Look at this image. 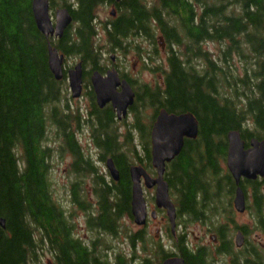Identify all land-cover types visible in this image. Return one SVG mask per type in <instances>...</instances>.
Segmentation results:
<instances>
[{"label":"trees","instance_id":"trees-1","mask_svg":"<svg viewBox=\"0 0 264 264\" xmlns=\"http://www.w3.org/2000/svg\"><path fill=\"white\" fill-rule=\"evenodd\" d=\"M101 1L67 2L64 7L74 5L72 24L62 40H47L37 27L33 0H0V219L5 220V228L0 226V264H42L46 247L54 264H111L105 250L109 242L102 235L116 239L125 219L133 220L129 167L142 161L132 146L134 137L129 131L123 151L117 150L120 142L114 136L92 138L95 149L101 150V161L114 156L121 168L120 183L107 181L80 146L74 128L79 116L63 104L68 97L67 79L65 75L57 80L52 73L49 45L65 60L76 59L88 67L101 65L100 49L121 54L125 78L137 94L133 128L144 139L149 172H155L153 119L143 124L144 111L196 117L197 139H186L180 156L166 169L170 194L184 225H203L206 217L221 219L219 209L232 207L236 185L225 166L228 134L239 131L247 146L253 139H264V0H125V17L103 31L95 24ZM51 4L54 10L57 6L53 0ZM100 32L104 47H99ZM130 56L145 72L160 76L154 85L143 84L140 75L133 74ZM97 114L101 129L108 131L110 116ZM51 127L60 143L57 151L72 157L70 215L51 192ZM117 153L123 155L118 159ZM86 180L91 181L89 193ZM241 186L253 191L252 209H264V182L244 181ZM75 211L87 218L88 231L95 236L90 239L92 247L74 234ZM257 229L264 235V221ZM95 239L107 245L98 246ZM130 240L135 248L144 237ZM246 249L236 264H264L263 246L249 244ZM181 250L188 264H211L203 250L195 254L185 244ZM154 251L156 258L160 256L156 245ZM224 252L231 255L232 250ZM120 258L116 264L127 263Z\"/></svg>","mask_w":264,"mask_h":264},{"label":"water","instance_id":"water-1","mask_svg":"<svg viewBox=\"0 0 264 264\" xmlns=\"http://www.w3.org/2000/svg\"><path fill=\"white\" fill-rule=\"evenodd\" d=\"M34 18L39 31L47 40L50 37L62 38L65 30L72 24L73 18L68 9H61L56 12L55 24H53L49 12V0H33L32 2ZM49 67L57 80L64 77V55H60L58 50L49 45ZM68 81L72 98L77 99L82 94V63H79L74 69L68 71ZM97 101L100 106L109 102L116 104L122 102L125 95V115L129 107L134 104L135 94L127 81L123 83L125 94L121 97L114 95L111 89V82H119L117 73H109L107 78L100 74H95L92 78ZM116 84V83H114ZM119 83L117 84V86ZM114 87V86H112ZM121 99V100H120ZM117 102V103H116ZM121 104V103H120ZM199 134V125L196 117L191 114H169L162 110L153 124L151 132L152 144V165L157 171V178H152L141 166H133L130 171L132 180V216L138 226L145 225L147 219V203L144 196V187L148 190L155 188V203L157 208L167 211L170 223L173 228L176 226V207L170 196V188L165 181V172L167 165L180 156L183 151L186 139H197ZM228 156L227 168L236 182L235 208L240 213L246 210L245 194L239 187L243 179L257 180L258 177H264V139H253L246 148V142L243 140L239 131H232L228 134ZM108 168L113 177L118 180L112 160L108 161ZM144 179V187L142 184ZM0 226L5 228V220L0 219ZM237 246L242 247L244 239L241 233L237 236ZM164 264H185L180 258L167 260Z\"/></svg>","mask_w":264,"mask_h":264},{"label":"flooded vegetation","instance_id":"flooded-vegetation-1","mask_svg":"<svg viewBox=\"0 0 264 264\" xmlns=\"http://www.w3.org/2000/svg\"><path fill=\"white\" fill-rule=\"evenodd\" d=\"M51 2H52V0H49V6H50L49 11H50L51 17L53 18V16H52L53 8H52ZM64 2H66V1H64ZM66 4L67 3H65L64 5H66ZM102 7L103 8L110 7L112 9L111 16H110V18H107L106 21H103L99 17V14L97 13V11L99 9H101ZM64 8L68 9L71 16H72V10L74 8L73 2L71 3L70 8L62 7V8L57 9L54 12V22H55L56 12L58 10H61ZM123 9H125V0H102L101 3L98 4V7L96 9L95 24H96L97 30L101 29L103 31L104 27H107L108 25H113L121 17H125V14H124V16L122 14ZM101 33H103V32H100V34H98V35L102 36ZM62 38L61 39L59 38V40H62ZM123 49H124V53H125V43H124ZM102 50L103 49L99 50L100 51L99 54L102 53L103 55L101 54V56L106 55V53L102 52ZM119 55H121V54L117 51L112 52V55L110 56V61L112 62V65L104 64L105 60L103 58H101V60L99 61V63L101 65L98 67H96V66L88 67V66H85L83 64V62L79 61L78 64L82 63V94H81L80 98H78V99L72 98V100L74 102L76 101L79 103L86 95L90 96L89 97L90 104H88L89 110L87 111L88 115L86 117L82 116L80 114L78 115L80 122H79V124L76 123L74 125V127H76L75 130H77V132H79V131H84V129H89L91 136H94V137L96 134L97 135L101 134L102 136H114V137L118 138V141L120 142L119 143L120 145L117 144L118 145L117 150L119 149V150L123 151V150H125V121L129 117V113L130 114L133 113V108H134L135 102L137 100V94L132 88V90L135 94L134 104L128 108L127 113L125 115V106L123 104V103H125V95H124L125 94V88H123V83L125 81H127V79L125 78V64L120 65L117 62V59H120ZM78 64H76V66ZM76 66H74L73 68H71V67L68 68L65 65L64 75H66V77L68 78V75H67L68 71L74 69ZM109 73H117V76L119 79V82H111L110 84H111V89L114 90V95H116L117 97H121L124 95L122 97V102H120L121 104L120 103L117 104L120 107L116 106V104H114L113 102H109L103 106H100L98 101H97V94L95 91V87H94V83L92 81V78L95 74H100L103 78H107ZM114 83H116V84H114ZM118 83H119V85L117 86ZM112 86H114V87H112ZM97 113H107L110 116V118H111L110 120L112 122V125H110L111 127L108 131L101 129L102 124H101V121L99 120L100 116ZM78 127H79V129H78ZM151 146H152V144H151ZM246 148L248 149L249 145L248 146L246 145ZM93 149H95L94 146H93ZM98 152H99V155H98L99 156V162H102L101 156H100L101 150H99ZM122 155H123L122 153H119V154L117 153V158L119 159ZM109 160H112L113 165H114L116 171L118 172V177H119L118 180L113 177L111 171L108 168V161ZM103 162H105V166L107 168V174L105 175L106 180L111 182V183H117V184L120 183L121 178H122L121 177L122 171H121L120 166L118 165L119 163L114 158V156L107 157L105 160H103ZM133 166H141L147 171V169H146L147 168V162H146V166H142V165L130 166L129 167V173H130L131 168ZM152 167H153V165H152ZM152 170L155 172L147 171V173L152 178L156 179L157 178V171L154 169V167ZM167 174L168 173H166V175H165V181H167L166 180ZM258 180L260 182H264V177L258 178L257 180H252V181L243 179L241 181L239 187L243 190V188L241 186L242 182H244V181L254 182V181H258ZM142 183L144 185V179L143 178H142ZM235 185H236V182H235ZM237 189H238V186L236 185L235 193H234V196H233L232 201H231L232 207L229 209H219V212H220V214L223 215V217L221 219L219 218L218 220H216L213 217H206L204 219V224L202 225L203 228H208L207 235L211 234V242L210 243L212 244V246L217 247L216 251H215V253L217 255H224L225 248H229L232 250V252H229L231 255H226V256H229L231 258L230 264H236L238 255H240V253L246 251L247 250L246 247L250 244L249 242L246 241V237L250 233V229H249L250 227L238 225L236 223L235 216L246 214V213L250 212L251 216L254 220V226L252 228H261L262 222L264 221V209L263 208H261V209H257V208L254 209L253 208L252 209V206L255 204L256 199H255V196H254L251 188H247L245 191L243 190V192L245 194V201H246L245 212L240 213L239 211H237V209L235 208V198H236V190ZM151 190L155 191V188H153ZM263 196H264V194H263ZM176 215H177L176 216V226H175V228H173L171 223H170V219L167 215V211H165L164 209L157 208L156 203H155L154 209H153V207L150 208L147 205L146 223H145V225H142V226L137 225L139 228H141L139 230V232H137V234H139V236L141 235V236L145 237L147 229L152 228V226H151L152 223H158L156 225V228H159L157 233H164L163 239L166 241V244L165 243H158L156 245V249H158V253L160 255L159 256V264H164L165 261L173 260L176 258H180L184 261L185 264H188V262L186 261V259L183 256L184 251L181 250V248L184 244L187 245L188 251L191 250L195 254H197L198 252L203 250V252L205 253L204 256H207L211 260V264H216L217 261L215 260V253L210 251V249H212L211 247L202 244V246L199 248L198 247L192 248L187 241L186 234L183 233V234L179 235L178 229L181 226L186 228V225L183 226L182 224L178 223L181 220V217L179 216L180 211H178L177 209H176ZM159 219H161V220H159ZM184 221H185V219H183V222ZM213 228H216V229H213ZM82 232L85 233L84 230H81V229L77 230V228H75L74 234L76 237H79L80 241H82V243L86 244V246L92 247L93 241H91L90 239L87 238L86 233H85L86 237H81L80 234ZM87 232H88V230H87ZM234 232H235V237H234L235 240L233 241L231 238V234ZM239 233L242 234L243 239H244V243H243L242 247H238L237 242H236L237 236ZM120 234H121V232L118 233V235H120ZM262 236H264V235H262ZM102 237H103V239L105 238V240L107 242H109L110 240H113V237H110L108 235L107 236L102 235ZM103 239H95L98 246L105 243V242H103ZM105 244L107 245V243H105ZM122 244H125V238L122 240ZM106 253L108 255V253H109L108 249H106ZM120 257H123L125 259L124 252L115 256V260H114L113 264H116L115 261H119L121 259ZM107 258H108V261L111 260L109 258V256ZM142 264H145V261L142 262Z\"/></svg>","mask_w":264,"mask_h":264},{"label":"rangeland","instance_id":"rangeland-1","mask_svg":"<svg viewBox=\"0 0 264 264\" xmlns=\"http://www.w3.org/2000/svg\"><path fill=\"white\" fill-rule=\"evenodd\" d=\"M68 1L70 0H53L54 4L57 6L53 10V14H52L53 20H54V12L57 9L64 7L65 6L64 4L67 3ZM111 11L112 9L110 7L108 8L102 7L101 9L97 11V13L99 14V17L103 21H106L107 18H110ZM101 35H102V39L99 40V47H103L106 44V40L104 39L103 33H101ZM209 49L212 52H216L215 46L213 45H210ZM111 55L112 53L104 55L105 57L102 56V58L106 61L105 64L107 63L108 65H112V62L110 61ZM119 56H120L119 58H121V55ZM128 60H129V67L131 68L132 71L134 70L133 74L140 75L139 79L141 80L143 84L154 85L155 80L156 79L158 80V78L160 77L159 75H152L148 72H145L143 69H141L140 65L137 63L138 59L135 58L134 56H130ZM121 61L122 59H117V62L120 65L122 64ZM78 62L79 60H76V59L69 60L67 58L65 61V64H66V67L73 68L74 66H76ZM130 77L132 78V74H130ZM66 83L68 86L67 87L68 97L67 98L65 97L67 101L63 102V104L68 105V107L71 108L72 112L75 113L77 116L80 114L86 117L88 115L87 111L89 110L88 104H90V101H89L90 96L86 95L79 103L76 101L75 103L72 100V92L70 90L68 79ZM155 114L156 112H154L152 109H148L144 111L142 115V119H141V121L143 120L142 123L148 124L151 121V119H153L152 120L153 123L152 124L150 123V126H151L150 129H152L153 124L157 119L156 117L157 114L156 115ZM134 124H135V115L133 113L131 114L129 113V117L125 121V136H129L128 135L130 134L129 131H131V136L134 137L132 146H134L136 151L138 152V157L142 158V161L140 160L134 161L132 162L133 163L132 165L146 166L147 161H145V153L143 149V147H145L144 139L143 138L140 139L139 137L140 135L138 134V132L134 131V128H133ZM76 133H77L78 140L81 144L80 146L83 147L84 151L92 157L93 161L95 162L96 167L100 171V175L104 177L107 174V168L105 166V162H99V156H98L99 152L93 149L92 137L94 139V136H91L89 129H84V131H79V132H77L76 130ZM150 138H151V134H150ZM49 141H50L49 144L53 149V156H52V160L50 163L51 171L49 174L51 192H52L53 198L55 202L57 203V205L60 206L65 213L70 215V213L73 212L71 201L69 198L71 181L74 179V175L70 172L72 157L70 154H66L64 156L62 155V153H59L57 151V148L60 143L57 141L56 131H53L52 127L50 128ZM85 182H86L85 184L86 190L89 193L91 191V186H90L91 181L86 180ZM144 196H145L148 207L150 208L153 207L154 209L155 208V191L148 190L144 187ZM74 213H73L72 219L73 221L76 222L77 230L78 229L84 230L85 233L87 234L88 239H94L95 238L94 234L90 231L87 232L88 228L86 225L87 224L86 216L82 212H79V211L77 212L75 211ZM235 220H236V223L240 226L250 227L249 228L250 233L246 237L247 242H249L250 244H254V245L256 244L259 247H262V246L264 247V238H263L264 236H262L260 230H258L257 228H252L254 226V220L250 212L246 214H242V215H236ZM178 223L185 226L182 217ZM157 224L158 223H152L151 224L152 228H148L146 231V235L144 237L143 243L142 242L137 243L136 247L133 248L130 238L139 236L137 232H139L141 228H139L135 224L134 219L133 220L125 219L123 225H121V228H122L121 234L116 239L110 240L108 246L105 248V250L108 249V252H109L108 256L111 259L110 263L113 264V261L115 260V256L118 255L119 253L124 252L125 260L127 262L126 264H142V262H144L148 258L152 261L151 264H159V256L157 258L155 257V253H156L154 251L155 245H157L158 243L166 244V241L163 239L164 233H157V231L159 230V228H156ZM178 231H179V235L183 233L186 234L187 241L192 248H196V247L199 248L203 244V245H207L211 247L212 249H210V251L215 253L217 247L212 246V244L210 243L211 234L207 235L208 228H203L200 223L197 222L192 225H186V228L181 226L178 229ZM85 233L82 232L80 236L86 237ZM127 233L129 235H127ZM234 237H235V232L231 234V238L233 241L235 240ZM124 238H125V244H122V240ZM144 248H145V251H144ZM44 252L45 253L42 259L40 260V262L42 264H54L51 261L52 257L47 247L46 249H44ZM230 259L231 258L229 256L217 255L215 253V260L217 261V263L215 262L216 264H230Z\"/></svg>","mask_w":264,"mask_h":264}]
</instances>
